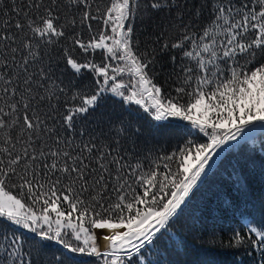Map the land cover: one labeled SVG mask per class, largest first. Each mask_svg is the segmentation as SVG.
<instances>
[{"label":"snow or ice","instance_id":"snow-or-ice-1","mask_svg":"<svg viewBox=\"0 0 264 264\" xmlns=\"http://www.w3.org/2000/svg\"><path fill=\"white\" fill-rule=\"evenodd\" d=\"M257 133L264 0H0V264H188L172 229ZM230 232L219 264H264V221Z\"/></svg>","mask_w":264,"mask_h":264},{"label":"trees","instance_id":"trees-1","mask_svg":"<svg viewBox=\"0 0 264 264\" xmlns=\"http://www.w3.org/2000/svg\"><path fill=\"white\" fill-rule=\"evenodd\" d=\"M99 60V57H97ZM177 145H164L163 148L171 150ZM264 134H256V143L241 141L230 153L222 154L221 161L217 165L216 174L193 200L185 218L172 229L178 242L177 253L170 259H178L182 262L209 261L219 264L223 257L217 247L221 242L228 243L227 237L230 229L242 225L246 219L255 217L258 221H264L260 208V197L264 196ZM243 149V152H242ZM255 149V163L251 166V191L253 201L245 203L235 193V177L233 176V164L242 156L250 154ZM239 154V155H238ZM235 201L233 208H228L229 201ZM255 205V206H254ZM211 209V213L207 212ZM241 213H251V216H242ZM223 229V231H221ZM213 232L215 238H213Z\"/></svg>","mask_w":264,"mask_h":264},{"label":"water","instance_id":"water-1","mask_svg":"<svg viewBox=\"0 0 264 264\" xmlns=\"http://www.w3.org/2000/svg\"><path fill=\"white\" fill-rule=\"evenodd\" d=\"M223 153H221V155H222ZM218 159H219V157H218Z\"/></svg>","mask_w":264,"mask_h":264}]
</instances>
